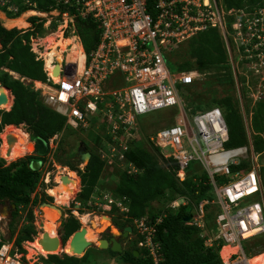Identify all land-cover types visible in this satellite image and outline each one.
<instances>
[{
  "label": "built area",
  "instance_id": "built-area-1",
  "mask_svg": "<svg viewBox=\"0 0 264 264\" xmlns=\"http://www.w3.org/2000/svg\"><path fill=\"white\" fill-rule=\"evenodd\" d=\"M147 1L58 0L60 5L69 6L68 13L56 12L61 36L68 33L72 42L67 51L75 44L81 46L80 39L75 37L76 18H89L97 23L99 41L89 54L81 48L83 60L79 71L78 63L67 61L64 53L60 62L52 60L47 64L48 60L40 53L43 47L34 45L31 51L36 61L44 62L47 79L45 83L33 82L32 89L66 119L68 126L86 128L98 117L107 135L104 148L99 150L101 158L108 166H116L128 175L139 173L125 156L139 139L137 119L158 110L176 108L177 124L156 129L146 140L164 159L176 163L175 177L179 181L185 179L186 170L193 163L206 175L205 183L211 187L212 199L195 205L193 221L201 228L205 206L217 207L214 240L224 246L227 260L223 264H254L257 256L247 254L243 242L264 234V187L260 174L264 152L253 151L249 137L251 117L243 115L248 146L225 149L228 130L221 110L210 108L191 113L177 91V87L192 85L205 74L198 71L171 74L166 57L197 34L216 29L227 50L239 102L246 94L253 99L256 93H264V85L249 86L247 76L249 69L258 75L256 66H264V6L226 9L223 0H154L151 14ZM49 24L50 21L46 25ZM237 54L241 57L235 59ZM242 59L247 63L240 65ZM56 66L59 67L57 80L53 76ZM239 76L244 79V85L238 82ZM256 77L264 83L263 75ZM58 141L57 136L49 140L48 152L41 163L44 179L41 177L36 192L41 183H49L50 171L56 166ZM126 201L124 197L109 199L107 206L127 213ZM179 204L173 201L169 207L177 208ZM33 215L38 234L40 213ZM161 220L158 217L155 222L146 218L133 221L137 247L152 264L162 260L160 244L154 241L155 227ZM249 232L255 233L247 236ZM13 247L14 239H5L0 229V264H22L23 254H12Z\"/></svg>",
  "mask_w": 264,
  "mask_h": 264
},
{
  "label": "trees",
  "instance_id": "trees-1",
  "mask_svg": "<svg viewBox=\"0 0 264 264\" xmlns=\"http://www.w3.org/2000/svg\"><path fill=\"white\" fill-rule=\"evenodd\" d=\"M28 1L29 5H24L23 0H0V11L5 13L7 18L14 19L30 10L47 13L56 9L57 6L56 0ZM147 4L149 12L153 14L155 1L148 0ZM223 5L226 9L252 8L264 5V0H223ZM8 7L16 8L17 13L9 12ZM68 8L69 6H59V11L65 13ZM37 20V18H30L29 21L33 30L26 32L16 28L6 29L0 22V85L7 88L13 97L10 110L0 111V134H3L2 131L6 128L5 126H16V129L24 132L20 127H17L24 125L31 140L39 138L47 142L54 135L62 133L60 145L64 136H78L77 130L65 126V119L46 106L40 100L39 94L33 91L32 84L25 82V80L42 82L46 80L42 70V62L36 61L35 55L30 51V38L44 31L42 28L43 21L35 26ZM75 28L85 53L89 54L95 49L99 41L98 24L89 18H76ZM241 54H244L243 50H241ZM227 56V50L219 31L209 29L173 49L167 54L166 61L172 72L197 70L205 74L202 81L180 87L185 89L183 103L191 113L219 108L228 130V140L224 147L225 149H236L248 145V137L239 110L240 102L236 93V81ZM238 57H241L240 54H237L235 59ZM246 63L247 61L242 59L240 65ZM9 73L16 74L19 79H14ZM238 81L242 85L245 84L241 76L238 77ZM0 109L5 110V108ZM251 110L252 147L256 154H262L264 152V100H259ZM150 119L156 120V118ZM231 119H233L232 123ZM86 132V136L93 144L84 140L78 144H82L91 157L83 172L77 171L80 179L73 174L72 179L76 191L70 200L78 191V187L81 186L77 199L82 205H85L98 190L100 180L108 174L106 172L110 168L114 169L118 180L109 189V193L115 198L125 197L127 199L125 204H127L128 212L124 214L123 226L132 225L133 227V221L136 219L146 218L149 222H155L156 218H162L155 227L154 239L161 248L162 260L159 264H223L227 260V255L223 252L225 249H223L222 242L214 240L210 246L205 245L208 234L210 233V236L215 235V218L218 213L216 206H205L201 228L192 220L185 221L188 217L194 216V205L202 200L212 199L211 187L205 183L206 175L204 173L199 175L191 171V167L196 165L195 163L190 164L186 170L184 181L180 182L175 178L176 165L174 162L170 161L168 164L167 161L157 155L158 150L153 149L152 145L138 141L133 144L125 156L126 161L131 162L139 170V173L128 175L116 166L107 165L97 150L101 143L100 137L89 133L92 132L91 130ZM67 157L63 160L75 171L77 165H72L69 161L71 157ZM8 158L5 150L2 148L1 152L0 149V201L15 206V210L11 208L10 229H12L13 220L19 215L20 208L24 212L29 208L25 218L27 224L18 229L14 240L15 249L25 255L21 245L24 242L32 241V235L35 234L32 209L39 202L46 201V199L39 200L37 196L31 198L40 180V172L30 167L31 161L41 160V157H26L7 164ZM261 176L264 187V170H262ZM72 192L66 196H55V204L58 206L66 205ZM183 198L188 200L186 204L177 208L169 207L172 201ZM47 199L51 201V198L47 197ZM110 210L116 211L114 207ZM80 228V223L75 218L66 219L61 225L63 245ZM15 232L13 230L11 235ZM133 232H135L134 227ZM257 237L249 240L250 251H254V255L264 252V234ZM132 247V249L128 248L119 254L107 250L106 255L128 264H152L150 260L143 257L144 253L137 248L136 240L133 241ZM63 248L64 253L61 256H41V263L90 264L88 261L90 254L99 251L89 248L82 257L78 258L69 256V243H67V249L66 245ZM135 251L138 253L137 256L134 254Z\"/></svg>",
  "mask_w": 264,
  "mask_h": 264
},
{
  "label": "rangeland",
  "instance_id": "rangeland-1",
  "mask_svg": "<svg viewBox=\"0 0 264 264\" xmlns=\"http://www.w3.org/2000/svg\"><path fill=\"white\" fill-rule=\"evenodd\" d=\"M24 15H26V14H24ZM29 15L30 14H28L25 17L24 25H21L20 23H13V21H14L13 19H7L6 16L2 12H0V22H1V24L3 26H5L8 29H11V28H16L17 29L18 28V29H22V30L28 31V30H30V24L26 22V18ZM22 16H20V17H22ZM10 20H13V21L10 22ZM28 25H29V27H28ZM52 31L53 32L56 31V32L51 38H53L55 36L54 38L56 40V38H58L59 35H60V34H58V31H60L59 28L58 29L55 28V29L46 30L45 32H41V33L39 32V33L35 34V36L30 41L31 48H35L34 45L40 44V46L43 47L42 50L40 49V53L43 56L46 46L49 45L50 43L49 42H45L44 43L42 41V39H47L46 37ZM62 52H64L65 54L68 53L67 50L63 51V49H62ZM73 53H74V56L77 55L76 51H74ZM227 59L229 60L228 56H227ZM82 60H83V58H81V64H82ZM228 63H229V61H228ZM81 64H80V67H81ZM166 64H167L171 74H176L177 73V72H172L168 62ZM256 67H257L256 70L260 72L258 75H256L255 72L253 70H251V69H249V72L247 74L249 86L255 85V88H257V86L259 84L264 85V83L261 82L256 77V76L261 77L262 75L264 76V66L262 68L259 67V66H256ZM237 75H240V74L237 73ZM204 78H205V76L200 81H202ZM200 81H198V82H200ZM239 83H241V82H239ZM177 91H178V94L181 97V99H183L185 97V94H184L185 89L177 87ZM263 94L264 93H261V94L256 93L255 97L253 99L249 98L247 96V94L244 95V98H243L242 102L240 103V107H239L240 114L242 116V120L244 119L243 115H245L246 117H251L252 116V110L251 109L255 106V104H257L259 102V100H264L263 97H262ZM39 98L45 104L44 99L41 96ZM8 105L9 104L5 105V107H7ZM0 111H6V110L0 109ZM178 114H179L178 111L175 110L174 108L162 109V110H159V111H157L155 113H151L148 116L143 117V124H145L147 122H150V120H151L150 118H156V120H155L156 122L152 124L151 129L160 128L162 126H166V127L167 126H174L178 122ZM230 121L232 123L233 119H231ZM243 124H244V121H243ZM21 129L24 132H26V129H25L24 126L21 127ZM74 130H77L78 136H69V137H65L64 136L63 139H62L63 141L60 143V145L59 146L57 145L59 148L57 147L56 152H55V158H54L56 166L52 167V169L50 171L49 179H48L49 183L47 184V186H43V190L55 187V183L54 182H55V178L57 176H61V175L65 174V175L69 176L70 178H72L73 174H75L77 176V174H76L77 171L83 172L86 162L83 161L81 155L84 154V153H89V152L86 151L85 147H83L82 144H78V142H80L81 140H84L87 143H92L93 144V142L86 136V133H87L86 131L91 130L92 132H89V133H92L93 136L97 135L98 137H100L101 143H100V145L97 148L98 152H99V150H102L104 148V144L107 141V135L104 134V131H105L104 124H101L100 120H98V117L95 119L94 122L91 123L90 126H88L86 128L82 127V126H78ZM143 130H145V129L142 128V132H143ZM19 132H21L22 134L28 135L27 133H24L22 131H19ZM144 134H146L145 131H144ZM251 134H252V132L250 133V136H249L250 139H251ZM57 138H58V140H60L62 137L58 136ZM1 140H3L2 137H1ZM153 149H156V148L153 147ZM5 152H6V150H5ZM29 155L30 156H34L32 151L26 156H29ZM157 155L160 156L161 154L159 152H157ZM67 156L71 157V158H69V161H71L72 165H77V167H76L77 169L75 171L72 170L69 165H66L65 161L63 160V159H67L68 158ZM13 161H16V160H13ZM13 161L7 160L8 163H11ZM191 171L192 172H196V173L199 172L200 174L202 173V170L197 165H193L191 167ZM42 173H43V170H42ZM106 174L107 175L104 177L105 179L103 178V179L100 180V182L98 184L99 185L98 190H96V192L93 194L91 199H89V201L85 205H82L80 203L79 199H77L78 194L81 191V186L78 187V191L75 193L74 197L71 200H70V198H71L72 194L76 191V188L74 186H71L70 190L67 191V192H64V193L60 192L59 193V196H64L66 193L73 191L70 194L69 198H68L67 204L63 205V206L56 205L55 204V198L53 196L51 197L49 192H45L44 193L42 190L39 191V193H38L39 194L38 195L39 200L47 199V197H50L51 201H53L51 203H53L54 206H57V208L60 209V211L62 213L61 215L57 214L59 218L57 217V219L55 221V225L57 226L56 233H57V236L60 239H61V235H62L61 234V225L63 224V220L65 218L66 219L72 218L73 215L71 213L74 212V211L77 212V215H75V216L77 217L76 220L80 223L81 228L90 229L96 234L95 235L96 236V240H95V242H92L93 243V246L91 247L92 249H97L95 245L97 244V241L99 239H106V237L109 236V232L120 230L119 228H121L123 226L124 221H125L124 213H121L119 210H116L115 212H112L110 210L112 207L110 208V207L107 206V201L109 199H111L113 201H115L116 199H120V198H115L114 196H112L109 193V189L111 187H113L115 185V183L117 182V180H118L117 173L115 172L114 169L110 168L106 172ZM42 179H44V176H42ZM78 179H80V178H78ZM250 201L252 202L254 200L251 199ZM75 203H78L79 205L75 204ZM67 207H69V208H67ZM0 211H1L0 212V229H2L4 231V238L9 240V241H10V239L11 240L15 239L16 237L13 236L15 234L13 233V235H11L12 231L15 230L17 232V230H18V228H19V226L21 224V221L23 219V216L22 215L16 216V218L13 220V222L11 224L12 229H10L11 218H10L9 213H4L2 209ZM6 211H7V208H6ZM40 211L35 209L34 213H36V212L40 213V216L38 217V221L39 220L40 221L37 222V223H38V225H41V227L43 228V224H44V222L46 220V217H45L46 216V212H48V211L50 212V211H53V210H51V209L50 210H45V208H44V209H40ZM21 213H22V211H21ZM50 214L54 215L52 212ZM23 215H24V213H23ZM63 215H66V216H63ZM102 216H106V217L112 218L114 222H111V221L110 222L109 221L106 222V221L101 219ZM95 218L99 219V223L97 224L96 228H93L92 224H93V221H94ZM84 219L87 221V224H85V225L83 224L84 223L83 222ZM126 226H132V225H126ZM106 229H108L109 231H105ZM135 236H136L135 232H133L131 234V236H128V238L124 241L126 248H130V249L133 248L132 247L133 246V241L136 240ZM129 240H130V242H128ZM61 241H62V239H61ZM67 243L68 242L65 243L66 249H67ZM21 247L25 251V257H24V259H22V263H24V264H42L41 261H40V257L41 256L46 257L47 255H56V254L61 256L64 253V248L63 247L61 249L59 248V251L56 250V251H58L56 253H55V251H52V252L47 253L46 255L42 254L41 250H37V249L34 248L33 249L34 255L32 256L31 259H28V254H29L28 249H30L32 247L30 245H28L27 243H25V242L22 243ZM243 248H244V250L246 251L247 254L250 253V243H249V241L243 242ZM12 251L18 253V250L15 249V247L12 248ZM68 254L70 256H75V257H78V258L81 257V256H76L75 254L72 255L69 251H68ZM88 261L90 262V264H128V263L123 262L122 260L108 257L106 255V251H104V250H102V252H99V251L92 252L90 254L89 258H88Z\"/></svg>",
  "mask_w": 264,
  "mask_h": 264
},
{
  "label": "bare ground",
  "instance_id": "bare-ground-1",
  "mask_svg": "<svg viewBox=\"0 0 264 264\" xmlns=\"http://www.w3.org/2000/svg\"><path fill=\"white\" fill-rule=\"evenodd\" d=\"M26 15H23L22 17L18 18V19H13V20H10V22L13 21V23H20L21 25H24V22H25V17L28 15V14H31V13H25ZM57 35V34H56ZM55 37V36H54ZM51 38V37H48L47 39H42V41L45 43V42H49L50 44L46 46L45 48V52L43 54L44 57H46V60L47 61V64H49L52 60H56L58 62L61 61V53H64L62 52V49L63 51L67 50V47L72 43L70 40H65L64 38H62L61 34L59 35V37L57 38V40H55V38ZM60 38V39H59ZM59 39V40H58ZM60 47L61 50L58 51L57 48ZM51 50V52H50ZM74 51L77 52V55L74 56ZM65 57L70 61L72 60L73 62H76L78 63L79 67H78V71L80 69V64H81V58H83V55H82V50H81V47L79 45H76L74 46V48L68 52V53H64ZM55 69V70H54ZM54 71H58L59 68L58 67H54L53 68ZM58 75V73H57ZM55 80L56 79V76H54ZM0 96H4L6 99H7V103L4 104V105H0V108H5V110H9L10 109V106H11V102H12V97L9 93V91L3 87H1L0 85ZM9 104L7 107H5V105ZM21 130H18L16 129L14 126H7L4 130H3V134L0 136V138L2 137L3 140L2 141V144H1V152H2V148L4 150H8V145H7V137L8 136H11L14 140V144L10 150V153L8 154L9 155V161H13V160H17V159H20V158H23L25 157L26 155H28L31 151H33V146L31 143H29L28 141V135L26 134H22L21 132H19ZM26 133V132H25ZM62 176H65L69 179V182L67 184H63L62 183V180H61V177ZM55 187L53 188H50L49 189V194L51 195V197H55V196H59V193H64V192H67L70 190L71 186H74V182H73V179L70 178L69 176L63 174L61 176H57L55 178ZM75 187V186H74ZM70 192L66 193L64 196H66L67 194H69ZM45 210H50L49 208H45ZM53 213L54 215H51L50 213ZM46 220L43 224V233L46 234L48 236V239H56L58 238L57 236V233H56V229H57V226L55 225V221L58 217L57 213L53 210V211H48L46 212ZM59 218V217H58ZM83 224H87V221L84 219L83 220ZM99 223V219L98 218H95L94 221H93V228H96L97 227V224ZM42 233V234H43ZM113 233H115V231H113ZM255 232H249L247 234V236L251 235V234H254ZM96 234L90 230V229H86V234H85V240L88 242V243H91V242H95L96 240ZM41 237H38V239H36L30 246L32 248L28 249L29 251V254H28V259H31L32 256L34 255V251L33 249H37V250H41L42 251V254L46 255L47 251H45L42 246L40 245V240H41ZM69 243V242H68ZM57 250L59 251V247L57 248ZM70 250V248H69ZM68 250V251H69ZM58 251H55L58 252ZM72 255L74 253H72V251L70 252ZM255 262L254 264H256L257 262H263L264 261V254L260 255V256H257L256 258H254Z\"/></svg>",
  "mask_w": 264,
  "mask_h": 264
},
{
  "label": "clouds",
  "instance_id": "clouds-1",
  "mask_svg": "<svg viewBox=\"0 0 264 264\" xmlns=\"http://www.w3.org/2000/svg\"><path fill=\"white\" fill-rule=\"evenodd\" d=\"M57 1V6H56V9H52L51 11H49V12H47V13H42V12H38V11H36V10H30V11H27V12H25V13H32V14H30L27 18H26V22L27 23H29L30 24V30H33V26H32V24L30 23V18H37L38 20L35 22V26H37L38 24H41L42 23V21H43V23H42V28H43V32H45L46 30H50V29H55V28H57L58 29V26L60 25L59 24V19L57 18V16H56V12H58V13H60V11H59V6H62V5H60L59 3H58V0H56ZM23 3H24V1H23ZM24 5H29V1H28V3H24ZM262 6H264V5H262ZM255 7H261V6H255ZM252 8H254V7H252ZM16 8H14V7H8L7 8V10L9 11V12H13L14 14H16L17 13V9L15 10ZM231 9H236V8H231ZM238 9H244V8H238ZM247 9V8H246ZM248 9H251V8H248ZM1 12V11H0ZM67 13H68V11H66ZM3 13V12H2ZM25 13H22V14H20L18 17H16V18H14V19H17V18H19L20 16H22V15H24ZM5 16H6V14L5 13H3ZM60 14H63V13H60ZM6 18H7V16H6ZM7 19H9V18H7ZM48 21H50V24L49 25H46L47 24V22ZM58 24V25H57ZM53 25H55V27H52ZM74 26H75V23H74ZM4 28H6L5 26H3ZM28 27H29V25H28ZM6 29H8V28H6ZM11 29H14V28H11ZM17 30H19V31H24V32H26V30H22V29H18L17 28ZM75 30H76V28H75ZM56 32V31H55ZM55 32H51L46 38H48V37H52L54 34H55ZM58 34H61L59 31H58ZM34 36H32L31 38H30V41L32 40V38H33ZM75 37H78L79 39H80V37H79V35L77 34V32H76V34H75ZM62 38H64L65 40H69L70 39V36L68 35V33H66V35H64V36H62ZM60 39V38H59ZM58 39V40H59ZM56 40H57V38H56ZM80 42H81V40H80ZM81 48H82V50L84 51V49H83V46H82V43H81V46H80ZM60 50V49H59ZM58 50V51H59ZM30 51H31V45H30ZM32 52V51H31ZM85 52V51H84ZM33 53V52H32ZM34 54V53H33ZM35 55V54H34ZM35 60H36V56H35ZM39 61H41L42 62V65H43V67H44V62L42 61V60H39ZM63 61L65 62V59H63ZM67 61H69L68 59H67ZM56 62H58V61H56ZM74 65H72V67H73ZM43 67H42V70H43ZM56 67H58V66H56ZM59 68V67H58ZM194 71H197V70H194ZM54 72L55 71H53V76H55L54 75ZM44 73V72H43ZM14 79H19V77L16 75V74H14V73H9ZM44 75H45V78L47 79V75H46V73H44ZM58 75H59V70H58ZM58 75H56V77L58 76ZM21 81H24V79H21ZM25 82L27 83V84H32L33 85V82H39V83H45L46 82V80L44 81V82H42V81H30V80H25ZM2 87V86H1ZM3 88H5V87H3ZM5 89H7V88H5ZM8 90V89H7ZM9 91V90H8ZM34 91V90H33ZM35 92V91H34ZM9 93H10V91H9ZM37 93V92H36ZM10 95H11V93H10ZM39 96H41L40 94H39ZM11 97H12V95H11ZM42 97V96H41ZM43 98V97H42ZM182 101H183V99H182ZM12 103H13V97H12ZM45 105L46 106H48V107H50L51 109H53L58 115H60L56 110H55V108H53V107H51V106H49V105H47L46 103H45ZM11 106H12V104H11ZM11 108V107H10ZM174 108V107H173ZM175 110H177L176 108H174ZM10 110V109H9ZM9 110H6V111H9ZM159 111V110H158ZM155 112H157V111H155ZM155 112H152V113H155ZM151 114V113H150ZM149 114H147V115H145V116H148ZM61 116V115H60ZM145 116H143V117H145ZM61 117H63V116H61ZM143 117H140V118H138L137 119V126H138V140H136L135 142H138V141H144L147 145L148 144H150L146 139H147V137L150 135V134H152L156 129H162L163 127H166V126H162V127H160V128H156V129H151V126H152V124L153 123H155L156 121H153V120H150V122H147V123H145V124H143ZM64 118V117H63ZM65 119V118H64ZM24 125H20V126H17V127H23ZM65 126H67V127H70V128H72V129H75V128H73V127H71V126H68L67 124H66V119H65ZM5 127H7V126H5ZM4 127V128H5ZM14 127H16V126H14ZM142 128L143 129H145V130H143V132H142ZM4 130V129H3ZM144 131L146 132V134H144ZM252 131V130H251ZM3 132V131H2ZM27 133V132H26ZM28 134V133H27ZM1 135V134H0ZM54 136H61L62 137V133L61 134H56V135H54ZM53 136V137H54ZM53 137H51V138H53ZM29 138H30V135L28 134V141H29ZM50 138V139H51ZM49 139V140H50ZM31 140V139H30ZM35 140V139H34ZM33 140V141H34ZM49 140L47 141V142H45L46 143V153L43 155V156H39L38 154H36V156H25V158L26 157H33V158H35V157H41V160H33L32 162H37L39 165H38V170L37 171H39L40 172V180H41V177H42V165H41V163L44 161V159H45V155L47 154V152H48V148H47V144H48V147H49ZM59 142H60V140L58 141V143H57V145H59ZM134 142V143H135ZM30 143V142H29ZM133 143V144H134ZM1 144H2V141H1V138H0V147H1ZM32 144V143H31ZM133 144L131 145V147L133 146ZM251 144H252V141H251ZM151 145V144H150ZM246 146H248V145H246ZM58 147V146H57ZM131 147H130V149H131ZM245 147V146H244ZM241 148V147H240ZM253 148V147H252ZM129 149V150H130ZM237 149V148H236ZM229 150V149H228ZM128 153V152H127ZM263 153V152H262ZM35 155V154H34ZM264 155V154H263ZM91 157V156H90ZM2 158V157H1ZM24 158V157H23ZM23 158H21V159H23ZM55 158V157H54ZM160 158H162L163 160H165V161H167L168 162V164H170V161H172V162H174L173 160H166V159H164L161 155H160ZM19 160V159H18ZM5 161V160H4ZM261 161H263V159L261 160ZM6 162V161H5ZM14 162V161H13ZM7 163V162H6ZM12 163V162H11ZM175 163V162H174ZM7 164H9V163H7ZM262 164V168H261V173L260 174H262V170H264V162L263 163H261ZM87 164H85V166H86ZM175 165H176V163H175ZM85 168V167H84ZM177 168V167H176ZM139 171V170H138ZM175 172H176V170H175ZM77 174V173H76ZM138 174V173H137ZM196 174H199L200 175V173L198 172V173H196ZM202 174V173H201ZM135 175V174H134ZM77 177H78V175H77ZM262 177V176H261ZM79 178V177H78ZM176 178V177H175ZM177 179V178H176ZM40 180H39V183H40ZM178 180V179H177ZM184 181V180H183ZM181 182V181H180ZM39 183H38V185H39ZM38 185H37V187H38ZM263 185V184H262ZM43 186H47V185H45L44 183H41V187H40V189L36 192V190L34 191V193L31 195V198H34L35 196H37L38 197V193H39V191H43L44 193L46 192V190H49V189H46V190H43ZM37 189V188H36ZM50 198V197H49ZM125 198V197H124ZM91 199V198H90ZM126 199V198H125ZM46 200H48V199H46ZM127 200V199H126ZM174 201H178L180 204H179V206L180 205H184V204H186L187 202H188V200L187 199H185V198H183V199H176V200H174ZM49 202H53V201H49ZM127 202V201H126ZM173 202V201H172ZM171 202V203H172ZM2 202L0 201V204H1ZM40 204H38L37 206H35L33 209H32V214L34 213V211H35V209L36 210H38V211H40V208H39V206L42 204V203H46V201L45 202H39ZM47 204H50V203H47ZM75 204H78V203H75ZM50 205H53V203H51ZM79 205V204H78ZM13 206V205H12ZM11 206V207H12ZM54 206V205H53ZM126 207H127V204L125 205ZM178 206V207H179ZM56 208H57V206H55ZM194 207H195V205L193 206V212H194V215H195V211H194ZM67 208H69V207H67ZM128 208V207H127ZM13 209V208H12ZM29 208H27L26 209V211L24 212L23 210H22V208H20V212H19V215H22L23 216V219H22V221H21V224H20V226H19V228L22 226V225H25V224H27V222H26V215H27V210H28ZM14 210V209H13ZM60 210V209H59ZM116 210V209H115ZM21 211H22V213H21ZM41 212V211H40ZM74 212H76V211H74ZM23 213H24V215H23ZM72 215H73V217L75 218V219H77V217L75 216V215H77V212H76V214L74 215L73 214V212L71 213ZM125 214V213H124ZM63 216H66V215H63ZM33 220H34V230H35V234L34 235H32V241H28V242H25V243H29V244H32L38 237H40V236H42V233H43V230H42V227H41V229L39 230V233L37 234V231H36V226H35V219H34V215H33ZM66 220V218L63 220V222ZM191 220L193 221L194 220V216L193 217H191ZM190 220V221H191ZM194 222V221H193ZM82 224V223H81ZM83 225V224H82ZM41 226V225H40ZM216 226V225H215ZM132 229H133V227L132 226H130ZM18 228V229H19ZM81 229V228H80ZM79 229V230H80ZM18 231V230H17ZM17 233V232H16ZM16 233H15V235L14 236H16ZM210 234V233H209ZM208 234V238L205 240V245L206 246H210L211 244H212V242L214 241V237H215V235H212V236H210ZM215 234H216V231H215ZM259 236V235H258ZM255 237H257V236H255ZM35 238V239H34ZM254 238V237H253ZM211 240V242H209L208 240ZM252 239V238H251ZM251 239H249V240H251ZM11 240V239H10ZM15 240V239H14ZM248 240V241H249ZM216 241H218V240H216ZM68 242V241H67ZM137 242V241H136ZM63 244V243H62ZM64 246V245H63ZM138 248V247H137ZM139 249V248H138ZM98 250V249H97ZM141 250V249H140ZM99 251H102V250H99ZM136 252V251H135ZM135 252H134V254H135ZM137 253V252H136ZM250 253H251V255H254V251H250ZM264 252H262V253H258V254H256V256H260V255H262ZM57 255V254H56ZM66 255H68V254H66ZM137 255H138V253H137ZM23 256H25V255H23ZM70 256V255H69ZM82 257V256H81ZM143 257H144V255H143ZM21 263H22V260H21ZM22 264H24V263H22Z\"/></svg>",
  "mask_w": 264,
  "mask_h": 264
},
{
  "label": "water",
  "instance_id": "water-1",
  "mask_svg": "<svg viewBox=\"0 0 264 264\" xmlns=\"http://www.w3.org/2000/svg\"><path fill=\"white\" fill-rule=\"evenodd\" d=\"M58 71L56 70L54 72V75L56 76ZM7 103V99L4 96H0V105H4ZM34 143L37 145V154L39 156H43L46 153V143L39 138H36L34 140ZM14 144V140L11 136L7 137V145H8V150L7 153H10V150ZM90 154L89 153H84L81 155L83 161L88 163L90 159ZM38 163L37 162H32L31 163V168L33 170H38ZM62 183L67 184L69 182V179L65 176L61 177ZM2 206L0 204V210ZM12 208L15 210V206H12ZM40 209L44 208H49L51 210H54L58 215H61V211L56 208L53 205L47 204V203H42L39 206ZM5 211V208L3 209ZM1 212V211H0ZM102 220L106 222H110V218L106 216H102ZM191 220V217H188L185 221L189 222ZM132 228L130 226L125 227L123 230H116L115 233L111 232V238L109 240L106 239H99L97 241V244L95 245L98 250H110L113 253H122V246L119 243V239H126L128 238V235L131 234ZM85 234H86V229L81 228L80 230L76 231L73 233V235L69 238V247L72 253H74L76 256H83L84 253L93 246V243H88L85 240ZM40 245L43 247V249L47 252H52L56 251L57 248L59 247L60 249L63 247L61 239L58 237L56 239H48V236L46 234H42L41 240H40ZM135 256H137V253L135 252Z\"/></svg>",
  "mask_w": 264,
  "mask_h": 264
},
{
  "label": "flooded vegetation",
  "instance_id": "flooded-vegetation-1",
  "mask_svg": "<svg viewBox=\"0 0 264 264\" xmlns=\"http://www.w3.org/2000/svg\"><path fill=\"white\" fill-rule=\"evenodd\" d=\"M34 140V139H33ZM33 140H30V138H29V142L30 143H32V146H33V151H32V153L33 154H35L34 156H36V154H37V145L34 143V141ZM47 148H48V144H47ZM31 163H32V161H31ZM46 192H49V190H46ZM46 203H50L51 204V202H49L48 200H46ZM1 206H2V210L5 208V211H3L4 213H9V215H10V218L12 217V212H11V206L7 203V202H3V203H1ZM6 208H7V211H6ZM9 210V211H8ZM109 218V217H108ZM110 221L111 222H114L113 221V219L112 218H110ZM125 227H127V226H122L121 228H119L120 229V231L121 230H123ZM105 231H109L108 229H106ZM133 233V229H132V232H131V234ZM131 234H129L128 236H131ZM111 238V232H109V236H107L106 237V240H109ZM127 239V238H126ZM126 239H119V243L121 244V246H122V252L123 251H125L126 249H128V248H126L125 247V243H124V241L126 240ZM128 242H130V240L128 241ZM130 245V244H129ZM129 247V246H128ZM107 251V250H106Z\"/></svg>",
  "mask_w": 264,
  "mask_h": 264
},
{
  "label": "crops",
  "instance_id": "crops-1",
  "mask_svg": "<svg viewBox=\"0 0 264 264\" xmlns=\"http://www.w3.org/2000/svg\"><path fill=\"white\" fill-rule=\"evenodd\" d=\"M70 251V250H69Z\"/></svg>",
  "mask_w": 264,
  "mask_h": 264
}]
</instances>
